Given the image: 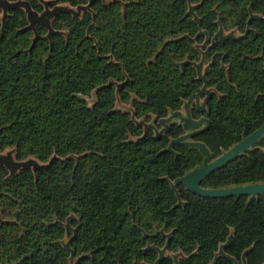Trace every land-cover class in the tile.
Returning a JSON list of instances; mask_svg holds the SVG:
<instances>
[{
	"label": "trees",
	"instance_id": "16d2710c",
	"mask_svg": "<svg viewBox=\"0 0 264 264\" xmlns=\"http://www.w3.org/2000/svg\"><path fill=\"white\" fill-rule=\"evenodd\" d=\"M16 2L19 0H6ZM42 12L38 0H22ZM51 8L89 0H49ZM200 19V29L189 6ZM250 15L254 17L249 20ZM219 21V22H218ZM23 9L0 22V153L33 157L47 168L8 177L0 166V264H69L66 236L78 264H154L148 246L163 248L159 264L264 262V195L197 197L170 182L202 166L198 149L173 145L182 127L156 137L116 109L130 105L136 119L158 122L201 94L195 68L219 25L234 40H216L206 52L208 88L203 113L209 127L192 140L211 159L264 123V0H95L79 17L57 13L53 34L28 26ZM187 63V64H184ZM95 94L89 105L82 97ZM264 183V135L250 151L204 177L200 186L223 189ZM178 197L181 201L178 204ZM74 233H67L65 223ZM231 241L218 254L219 247Z\"/></svg>",
	"mask_w": 264,
	"mask_h": 264
},
{
	"label": "water",
	"instance_id": "95a60500",
	"mask_svg": "<svg viewBox=\"0 0 264 264\" xmlns=\"http://www.w3.org/2000/svg\"><path fill=\"white\" fill-rule=\"evenodd\" d=\"M94 1L95 0H89L87 5L78 6L75 9L69 8L67 6L66 7L56 6L50 9L48 6V3L45 2L44 11L37 13L31 9L29 3L26 1L19 0L16 2H8L6 0H0V10H2V19L0 22L3 28L6 18L9 14L8 12L10 10L23 9L26 14L27 21L29 23L26 29L32 30L34 32V39H33V44H34L38 39V34L34 30L35 29L34 26L36 23L42 25L48 31L47 38L50 39L51 35L53 34V30L51 28L50 23L57 13H60V12L69 13L73 15L74 17H79L81 12L88 11L90 9V6L92 5ZM108 3H105V4H108ZM194 9H195V6L190 5L188 9V14L193 16L194 21L198 24V28L200 29V19L195 15ZM253 17H254L253 15H250L249 20H251ZM198 35H205L206 39H205V42L197 46V48L204 47L206 43H208L209 41L208 37L206 36V32L199 31ZM234 39H236V37H234L231 33L225 35L223 32L222 26L219 25L218 31L211 38V45L208 46L207 49L203 53H201L200 61L198 63H191L192 66L196 70L197 80H199L203 84L201 87V91H200L201 94L204 96L202 102H200L199 94L192 95L188 98L187 101L183 103L182 112L181 110L172 112L166 118H163L158 121L160 124H162L163 129L161 130L159 134L155 133L156 137H159L161 134L168 132L169 123L175 120H178V124L182 127L183 131L186 132L184 135L176 139H172L169 142L167 148L164 149L163 152H172L173 145H178V146L196 148L198 149L199 153L203 156L202 166L188 172L183 177L176 179L174 182H170L171 189L174 192H176V194H178L177 189H176L177 184L180 182L182 183L186 191L200 198L223 199V198H229V197L247 196L250 199H252L257 196L264 195V183L236 186V187L223 188V189H207V188H202L200 186V182L204 177L227 166L228 164L235 161L238 157H240L244 153H247L248 151H250L252 147L256 144V142L264 135V123L258 129H256L253 133H251L248 136H245L241 141L233 145L230 149L223 152L219 157L213 160L211 159L209 150L203 143L191 141L194 137L203 133L209 127V121L205 117H201L198 120H195L191 117V113H190V105L192 101L195 102L196 111L198 113H203L208 100L212 97L213 90L208 88V84L206 80V74H207L209 65H207L203 70L205 54L213 46V43L216 40L224 41V40H234ZM184 64H187V63H184ZM131 111H132V108H131ZM134 119H135V116H134V113L132 112L131 120L134 122ZM136 125L140 127L143 126L144 130L152 129L150 125L144 124V120H142V122L140 123H137ZM0 165H4L5 168L9 169V171H11L12 176H13V172L17 170L18 168L29 169L28 163H11L10 158L8 157L4 158L2 156H0ZM48 166L39 167L37 169H34L33 173L43 170L47 168ZM180 203L181 201L178 197V204ZM69 221H70V218H68L65 223L66 230L72 229L69 224ZM72 231L74 233L73 229ZM157 234H160L163 237H165L166 243L164 247L161 249L154 247V246H148L146 248V250L151 249V250H155L158 253V257L155 260L154 264H159L164 259L165 253L167 252V247H168L171 235H172V233L165 234L163 229L160 230ZM71 239L68 241V243L64 245V248L67 252L70 253L69 264H78V262L82 258H88L89 255L76 257L75 253L70 248ZM230 241H231V237L227 239V242L225 244L219 247L218 254L226 257V255L223 252V249L229 245ZM178 256H183V254L179 252L173 255V264H178L177 262ZM26 258L27 256H24L18 262L14 264H20ZM74 258H76L75 261H74ZM229 259L234 264H238V262L234 260L233 258H229ZM242 264H245L244 258H242Z\"/></svg>",
	"mask_w": 264,
	"mask_h": 264
},
{
	"label": "rangeland",
	"instance_id": "374dc122",
	"mask_svg": "<svg viewBox=\"0 0 264 264\" xmlns=\"http://www.w3.org/2000/svg\"><path fill=\"white\" fill-rule=\"evenodd\" d=\"M41 4H42V6H43V10L42 11H44V9H45V7H44V4H45V2H47L48 3V6H49V3H50V1L49 0H38ZM105 3H108V2H110L111 0H103ZM61 6V5H60ZM64 7H66V6H64ZM49 8L50 9H52L50 6H49ZM73 9V8H72ZM1 19H2V10H0V21H1ZM219 22V21H218ZM223 32H224V34L225 35H227V34H229V33H231L234 37L235 36H238V33L235 31V30H232V31H224L223 30ZM209 41H208V43H206V45L205 46H207L210 42H211V40L210 39H208ZM205 42V41H204ZM205 46L204 47H199L198 49H201V48H205ZM205 50H203L202 51V53L204 52ZM206 55V54H205ZM208 65V61H207V59L205 58L204 59V63H203V70H204V68L206 67ZM202 70V71H203ZM89 105H91L94 101H95V95H94V93H92L89 97H82ZM202 100L203 99H200V102H202ZM116 109H119V110H124V111H129L131 114H132V111H131V106L130 105H124V104H122L118 99L116 100ZM181 112H182V110H181ZM142 120L143 119H134V123L135 124H137V123H140V122H142ZM177 123H178V120H175ZM174 121V122H175ZM144 124L145 125H150L151 127H152V130L154 131V133H160L161 132V130L163 129V126H162V124H160L159 122H156V121H154V119L152 118L149 122H145L144 121ZM143 127V126H142ZM144 128V127H143ZM0 156H2V157H4V158H10L11 159V163H28V165H29V170H31L32 172L34 171V169H37V168H39V167H46V166H48V165H50V164H52V162L55 160L54 159V157H52V158H50L47 162H42V161H39L38 159H36V158H33V157H28V158H26V159H24V160H21V161H19V160H17L16 158H15V151H14V149H6V150H4V151H2L1 153H0ZM0 166H2V167H4L5 168V166L4 165H0ZM6 169V171L8 172V177H11L12 176V174H11V171H9V169H7V168H5ZM20 170H23L22 168H18L17 170H15L14 172H13V175L14 174H16L17 172H19ZM1 222H4V220H2L1 218H0V223ZM73 231H72V229H69V230H67V233H69V234H71ZM70 239H69V237L68 236H66L65 238H64V240H63V246L66 244V243H68V241H69ZM177 254V253H176ZM166 255H168L167 253H165V256ZM173 255H175V254H170V256L172 257V259H173ZM182 258H184V255L183 256H178V258H177V262H178V264H179V260L180 259H182ZM76 260V258H74V261ZM239 264V263H238Z\"/></svg>",
	"mask_w": 264,
	"mask_h": 264
},
{
	"label": "flooded vegetation",
	"instance_id": "af4514ba",
	"mask_svg": "<svg viewBox=\"0 0 264 264\" xmlns=\"http://www.w3.org/2000/svg\"><path fill=\"white\" fill-rule=\"evenodd\" d=\"M9 13V12H8ZM204 97V96H203ZM203 97H201L200 99H203ZM193 109H196V107H195V102L194 101H192L191 102V105H190V113H191V111L193 110ZM181 110H182V108H181ZM192 117V116H191ZM173 123H177L176 121L174 122V121H172L171 123H169V129H170V125H172ZM178 124V123H177ZM186 133V132H185ZM184 133V134H185ZM183 134V135H184ZM191 141H193V140H191ZM15 175V174H14ZM1 225V224H0Z\"/></svg>",
	"mask_w": 264,
	"mask_h": 264
}]
</instances>
